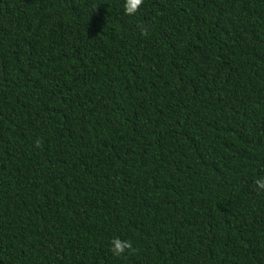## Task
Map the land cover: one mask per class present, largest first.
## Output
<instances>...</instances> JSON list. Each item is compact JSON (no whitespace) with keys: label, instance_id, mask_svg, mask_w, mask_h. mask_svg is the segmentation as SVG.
Segmentation results:
<instances>
[{"label":"trees","instance_id":"16d2710c","mask_svg":"<svg viewBox=\"0 0 264 264\" xmlns=\"http://www.w3.org/2000/svg\"><path fill=\"white\" fill-rule=\"evenodd\" d=\"M124 4L0 0V264H264V0Z\"/></svg>","mask_w":264,"mask_h":264},{"label":"clouds","instance_id":"9594fccd","mask_svg":"<svg viewBox=\"0 0 264 264\" xmlns=\"http://www.w3.org/2000/svg\"><path fill=\"white\" fill-rule=\"evenodd\" d=\"M144 2L145 0H125L124 13L128 16L136 15L141 10ZM143 34L147 35L148 33L145 31ZM40 144L41 142L37 140L36 146L39 147ZM254 184L259 191H264V178L256 179ZM112 245L111 251L117 257H122L127 251L133 253L136 251L129 240L121 241L119 238H115L112 240Z\"/></svg>","mask_w":264,"mask_h":264}]
</instances>
